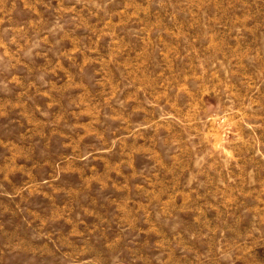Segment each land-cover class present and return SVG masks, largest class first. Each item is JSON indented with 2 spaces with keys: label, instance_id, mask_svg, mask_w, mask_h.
Wrapping results in <instances>:
<instances>
[{
  "label": "rangeland",
  "instance_id": "374dc122",
  "mask_svg": "<svg viewBox=\"0 0 264 264\" xmlns=\"http://www.w3.org/2000/svg\"><path fill=\"white\" fill-rule=\"evenodd\" d=\"M0 264H264V0H0Z\"/></svg>",
  "mask_w": 264,
  "mask_h": 264
}]
</instances>
